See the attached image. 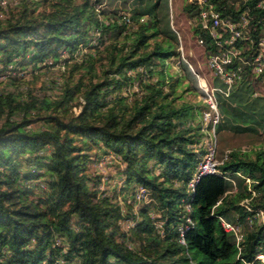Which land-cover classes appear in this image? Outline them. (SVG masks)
<instances>
[{"label": "trees", "instance_id": "trees-1", "mask_svg": "<svg viewBox=\"0 0 264 264\" xmlns=\"http://www.w3.org/2000/svg\"><path fill=\"white\" fill-rule=\"evenodd\" d=\"M21 1L0 18V75L16 87L0 89V264H264L257 258L264 255V150H227L219 172L197 178L207 153L196 123L200 110L177 105L174 96L184 80L203 92L181 60L183 76L169 86L173 98L164 92L163 67L179 54L168 0H133L129 22L118 8L105 10L106 0ZM260 1L236 7L212 0L232 21L250 9L255 39L264 22ZM198 13L195 4L186 8L189 18ZM94 29L100 35L90 45ZM195 33L208 54L218 51L198 24ZM87 45L103 48L72 63L58 95L18 91L13 68L57 61L62 50L72 57ZM76 71L85 74L72 82ZM248 74L228 96L216 93L217 134L264 129V94L253 96L256 82ZM136 80L141 95L130 102L119 92ZM212 84L223 86L217 77ZM95 148L116 156L120 189L129 197L149 192L152 200L136 214L132 202L125 203L133 213L124 214L116 195L97 189L100 178L87 172ZM127 218L135 224L123 230ZM222 221L238 227L239 241Z\"/></svg>", "mask_w": 264, "mask_h": 264}, {"label": "rangeland", "instance_id": "rangeland-1", "mask_svg": "<svg viewBox=\"0 0 264 264\" xmlns=\"http://www.w3.org/2000/svg\"><path fill=\"white\" fill-rule=\"evenodd\" d=\"M122 1L123 0H106V6L104 9L112 10L118 8L121 14L123 13L126 16V22H129L130 9L132 7L133 0H127L125 5H122ZM77 2H81V0H77ZM6 4H10V6L5 8ZM20 4H23L21 0H0V18L3 17L4 14H8L10 11L16 12ZM191 4L192 2H190V0H168L167 20L169 25L178 35L177 51L179 52L177 57H173L167 61V68L163 67L165 79L168 80L167 85L164 86L163 89L165 93L170 94L169 99L173 98L169 87L170 84L174 83L175 80L183 76V69L180 65V60L182 62H186L189 68L193 69L194 73L196 72L195 74L198 75V81L204 80L209 84V86H212L215 78L214 72L208 66V51L204 44L199 42V37H197L195 33V28L198 24L197 16L189 18L186 14V8ZM100 6L98 5L97 8ZM96 31L97 30L94 29L92 32L91 39L96 37L94 34ZM91 43L94 45L93 40H91ZM101 46L102 45L98 48H88L89 45H87V47L80 46L72 57L67 53V51L62 50L61 54L56 58L57 61L54 60L55 58H51L46 62H43V64H38L36 68L32 65L13 68L12 74L18 76L16 80L18 91H31L35 95H58L69 76V70L71 69L72 63L81 62L87 54L101 50V48H103V46ZM158 68L160 69V66H158ZM98 71L99 68L96 67V72ZM81 74L85 73L76 71L73 74L72 82H76L79 77H82ZM248 75L250 78L255 80L257 90L264 94V82L256 80L255 73L251 70ZM4 79L5 77L0 75L1 90H5V88H7V90L16 89L15 85L11 84L10 80ZM146 79H149L151 82H155L157 77L154 76L149 78L146 76ZM119 94L125 96L130 102L134 100V98H138L141 95L139 82L136 80L132 84L123 87ZM176 96L180 97L177 98ZM174 97L177 98L175 99V103L177 105L184 102L199 108L200 112L196 116V123L200 126L201 132L204 133V141H202L203 143L201 146L205 149L204 150L202 148L204 152H207L206 150L209 147L214 148L216 161H221L224 158L225 152L234 148H246L248 153L258 149L264 150V129H259L257 134H235L231 131H221L218 134L215 132L214 135L213 123L215 118L213 117V113H211L208 109L205 96L198 89H192L191 82L189 83L185 80L182 81L180 86L176 89ZM79 110L80 107L76 105L72 107L71 112L77 114ZM34 126H40V123H36ZM98 154L101 156L99 155V157ZM90 155L92 161H90L87 167L88 174L96 178H100V181L97 184V189L100 192H104L108 195H116L117 200L122 206L124 214H129L130 211L133 213L132 210H128V206L130 205L127 203L132 202L131 207L134 210V214H136L135 211H137V209L152 200L149 196V192L144 191V189L136 191L135 200L120 189L123 180V177L120 175V169L122 167H120L116 156L112 153L102 154V151L97 152V148H95L90 152ZM242 203H244V201ZM186 209L187 211H190L188 205L186 206ZM158 217H160L159 213L155 212L154 218H157L155 219V225L159 234H162L163 221L159 220ZM187 221L191 222L190 216H187ZM133 224H135V222L129 218L120 222L123 230H128ZM238 237H241L240 234H238ZM260 260H264V256H261Z\"/></svg>", "mask_w": 264, "mask_h": 264}, {"label": "built area", "instance_id": "built-area-1", "mask_svg": "<svg viewBox=\"0 0 264 264\" xmlns=\"http://www.w3.org/2000/svg\"><path fill=\"white\" fill-rule=\"evenodd\" d=\"M224 1L239 7L240 5L246 6L251 0ZM190 2L198 6V25L206 32L210 44L214 45L218 50L217 52L208 54L207 62L209 68L214 72L215 77L222 82L223 86H209L204 80L198 81V75H196L199 89L203 92L208 109L213 113V117L215 118L213 123L215 135V125L221 117L217 107L216 93L228 96L232 86L242 78L243 74L250 70L255 73L258 81L264 82V22L260 25L262 35H258V38L255 39L252 31H256L255 29L257 28L255 25L252 29L249 27L250 20L253 18L250 15V9L244 11L238 21H232L215 9L212 0H190ZM257 6L263 7L264 4L260 1L257 3ZM96 30L94 33L96 37L90 39V45H92L91 40H93L94 45L97 43L100 31ZM199 42L204 44V38L199 37ZM232 63H237L236 67L227 69V66ZM252 94L253 96H258L260 92L255 89ZM207 150L203 161L198 166L197 178L205 173L219 172L217 165H219L220 161H216L214 148L209 147ZM222 225L226 231H233L237 236V240H240L235 226L225 221H222Z\"/></svg>", "mask_w": 264, "mask_h": 264}, {"label": "clouds", "instance_id": "clouds-1", "mask_svg": "<svg viewBox=\"0 0 264 264\" xmlns=\"http://www.w3.org/2000/svg\"><path fill=\"white\" fill-rule=\"evenodd\" d=\"M259 256H264L263 254H259V255H257V258H259L260 259V257Z\"/></svg>", "mask_w": 264, "mask_h": 264}]
</instances>
